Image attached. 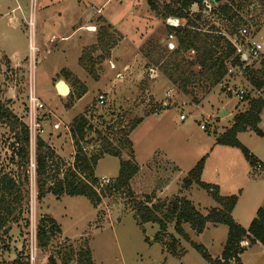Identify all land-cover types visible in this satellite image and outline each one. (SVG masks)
<instances>
[{"label": "rangeland", "instance_id": "374dc122", "mask_svg": "<svg viewBox=\"0 0 264 264\" xmlns=\"http://www.w3.org/2000/svg\"><path fill=\"white\" fill-rule=\"evenodd\" d=\"M148 1L0 0V104L24 126L30 93L45 107L38 111L42 126L32 132L31 160L26 167L13 151L18 146L15 133L21 138V126L13 132L11 117L0 119V173L19 180L21 192H27L24 203L0 228V264H47L51 255L57 264H77L79 253L86 249L94 264H209L192 243L202 244L214 257L219 255L227 237L226 225H209L201 235L186 225L189 239H184L168 223L160 241L154 238L156 223L139 224L135 217L137 202L150 206L172 200L201 159L200 182L219 197L236 196L231 216L241 226L248 227L263 204L264 112L257 125L262 136L250 130L237 136L262 163L260 171L248 163L239 147L221 145L215 139L230 124L233 111L247 107V101L235 96L238 89L264 99V6L250 0V11L248 5L239 9L254 25V37L262 44L260 57L239 65L240 73L224 75L206 93L200 88V78L206 77L198 73L199 68L187 71L193 52L170 54L172 48L167 43L176 45V39H169L163 13L169 0H151L157 11L151 10ZM212 9L209 3L202 12L198 5L191 7L193 17L201 16L198 30L231 36L234 26ZM31 17L33 26L28 24ZM30 40L34 50H30ZM254 78L262 82L257 87L261 95L249 85ZM187 79L192 84L185 93L180 82ZM58 80L71 87L68 95L56 92ZM100 93L106 98L102 106L96 104ZM223 102L230 115L216 117ZM159 108L161 112L155 113ZM182 113L184 120L180 119ZM79 117H84L91 129L76 140L71 126ZM55 123L59 128L52 127ZM201 124L210 129H201ZM38 138L60 160L59 166L53 163L49 171L58 179L70 174L75 154L99 157L93 167L97 179L93 185L100 203L94 206L83 196L58 198L47 191L38 198L34 162ZM126 160L138 165L139 173L128 188H116L119 162ZM101 177L110 178V183L101 185ZM52 185L48 183L44 190ZM186 197L203 214L217 205L211 193L196 183L188 188ZM43 217H52L61 232L40 248L36 227ZM173 238L178 242L176 255L171 252ZM243 262L264 264V248L249 247ZM229 264L236 263L231 260Z\"/></svg>", "mask_w": 264, "mask_h": 264}, {"label": "trees", "instance_id": "16d2710c", "mask_svg": "<svg viewBox=\"0 0 264 264\" xmlns=\"http://www.w3.org/2000/svg\"><path fill=\"white\" fill-rule=\"evenodd\" d=\"M204 0H169L163 7L165 16L178 18L184 21L182 26L173 27L167 26L168 32H173L176 45L170 50V54L179 55L182 51H192L194 58L188 62L187 71L191 72L194 66L199 68L201 76L200 88L204 92H209L215 85L220 83L226 74V60L234 54V48L226 38L218 34L212 36L209 31L201 32L198 30L197 22L201 16H192L190 9L192 5L196 4L200 8V12L206 11L203 6ZM259 4L264 6V0ZM213 11L221 18L222 21L231 24L236 10H241L251 3L250 0H211ZM148 4L153 11L158 10L155 2L149 0ZM199 12V13H200ZM218 33V32H217ZM222 41V43H221ZM222 55V58L220 55ZM238 64V60H234ZM169 63V62H168ZM173 66L179 67L178 64ZM182 91L187 93V87L192 84L190 80H183L180 82ZM253 86L260 88L262 82H258L256 78L252 80ZM243 101H247V107L239 112H236L231 120V123L225 130L218 134L216 143L232 147H239L248 163L256 165V158L243 146L237 138L239 132L246 130L253 131L259 136H262V131L258 128L260 121V114L264 112V99L262 97H250L248 94L244 96ZM10 128L14 132L16 127L21 126V138L19 134L15 133V140L17 148L13 149L20 159L24 161L25 167L30 163L31 146L29 131L27 126L18 121V118L9 110L4 109L0 104V119H10ZM141 121L137 120L132 125V130ZM88 122L84 117H79L74 125L71 126L72 135L76 140L84 138L86 132L91 129L87 126ZM111 153V151H110ZM117 152L111 155H117ZM99 157L97 155L87 158L80 152L75 154L73 160L72 171L69 175H65L62 179L57 178V174H49L50 167L55 163V167L59 166L60 160L53 151L41 139L36 140L35 145V184L38 188V198L44 196V191L50 192L55 197L60 198L63 195L69 196H83L96 206L100 203V196L95 190L94 185L97 179L94 176L93 167H95ZM54 165V164H53ZM203 169L202 159L188 172L187 176L182 180L184 189L189 188L193 183L200 185L211 193L215 201L220 207L211 208L206 215H202L192 204L182 196H175L166 204L161 205H147V202H137L135 205V217L139 224L156 223L158 226L155 239L160 237L167 230L168 223L171 224L176 234L184 239H188L187 235L182 229L184 223H188L191 229L200 234L205 228L206 224H224L227 226V237L224 243L221 255L217 259H212L206 252L205 248L196 243H192L194 249L206 260L209 264H229L232 260L239 264V255L245 251L241 246L242 241H246L247 245H260L264 248V201L261 207L256 211L255 217L251 220L247 228L238 224L231 216V211L236 204V196L219 197L217 192L208 184L200 182V174ZM138 171L137 165L130 161H120L118 173L114 182L116 188L129 187L130 179ZM84 175L83 178L80 175ZM26 180L27 177H26ZM52 182V187L44 190L45 186ZM27 197V192H21V184L19 180L13 178L8 173H0V228H2L13 214L18 205H22ZM147 201L148 197L146 198ZM165 208L162 215L159 212ZM61 229L57 222L52 217H43L36 227V240L40 248L45 247L49 240L56 233H60ZM171 252H175L177 240H171ZM176 255V254H174ZM85 260L86 264H94L91 258V252L86 249L79 253V260L77 264ZM17 264V263H14ZM47 264H57L54 255L48 257ZM72 264H76L72 261Z\"/></svg>", "mask_w": 264, "mask_h": 264}, {"label": "built area", "instance_id": "2783aa9c", "mask_svg": "<svg viewBox=\"0 0 264 264\" xmlns=\"http://www.w3.org/2000/svg\"><path fill=\"white\" fill-rule=\"evenodd\" d=\"M214 1V0H213ZM211 0H204L203 6H208V3H210ZM250 5L247 6V11H250ZM235 15L233 18V23L231 22V25L234 26L235 31H232L231 36H226L230 44L234 48V54L226 60V74L225 76L231 75L232 73H240L238 72L239 65H245L250 60H256L260 57L261 51H262V44L254 37V25L251 22L249 18H247L245 15L240 12V10L234 9ZM33 18L31 17L28 20V24L33 26ZM166 22L173 27H178L183 24L180 23V20L178 18H167ZM169 39L173 38V34L168 35ZM30 50H34L33 41L30 40ZM168 47H172L171 41L167 43ZM34 52V51H33ZM235 59L238 60V64L234 61ZM250 87L254 90V92L260 94V90H258L255 86L252 84H249ZM246 95V89L240 88L235 92V96L239 98L240 100L244 98ZM261 95V94H260ZM106 98L103 93H100L96 96V104L98 106H102L105 104ZM163 105H166V103H163ZM44 109L43 103L40 102L38 97H36V94L30 93V97L28 100V113H27V123L26 126L29 131V138H30V146L32 143V132L35 130V128L42 126L37 120V115L39 109ZM161 109H155V113H159ZM154 114V113H153ZM186 116L182 113L180 115V119L184 120ZM54 129L59 128V124L55 123L52 126ZM200 128L203 130L210 129V127L206 124H201ZM262 168V165L260 163H256L254 166V169L257 171H260ZM99 183L101 185H107L110 183V178L101 177L99 178ZM241 246H247L246 241L241 242Z\"/></svg>", "mask_w": 264, "mask_h": 264}, {"label": "crops", "instance_id": "0c3cea01", "mask_svg": "<svg viewBox=\"0 0 264 264\" xmlns=\"http://www.w3.org/2000/svg\"><path fill=\"white\" fill-rule=\"evenodd\" d=\"M194 5H196V4H194ZM193 6V5H192ZM190 12H191V9H190ZM166 19L167 18H174V17H171V16H168V17H165ZM167 25L168 26H170L168 23H167ZM169 34H173V37H174V33L173 32H169L168 33V35ZM172 43V42H171ZM174 47V45H173V43H172V47L171 48H173ZM59 81V80H58ZM64 81V80H63ZM65 82V81H64ZM68 85V84H67ZM69 86V85H68ZM69 89H70V91H71V87H69ZM227 108H226V103H222V104H220L218 107H217V110H216V112H217V114H216V117H218V114H219V112L221 111V110H225V112H226V114H227V116L228 115H230V112L228 111V110H226ZM235 114V112L233 111V114H232V117H233V115ZM231 117V118H232ZM260 117H261V115H260ZM224 119V118H223ZM223 119H221L220 121H222ZM261 120V119H260ZM219 121H217V123H218ZM231 123V122H230ZM230 125V124H229ZM228 125V126H229ZM227 126V127H228ZM239 134V133H238ZM238 134H237V136H238ZM252 154V153H251ZM253 155V154H252ZM254 156V155H253ZM255 157V156H254ZM258 163H260V162H258ZM261 165H262V163H260ZM137 167H138V171L136 172V174L130 179V181H129V185L131 186V182H132V179H134V177L139 173V170H140V168H139V166L137 165ZM119 169V168H118ZM193 184H195V183H193ZM192 184V185H193ZM181 185H182V182H181ZM191 185V186H192ZM190 186V187H191ZM190 187H189V189H190ZM163 190V189H162ZM161 189L160 190H158V195H162V191ZM187 191H188V188L185 190V189H180V187H179V189H178V194H176V195H174V196H182V197H185L186 199H187V197H186V193H187ZM180 193V194H179ZM187 200H189V199H187ZM190 201V200H189ZM217 205L216 206H214V207H220V205L218 204V203H216ZM195 208H196V206H194ZM214 207H212V208H214ZM202 215H206L207 213H208V211H207V213H205V214H203L198 208H196ZM234 209V208H233ZM233 209H232V211H233ZM232 211H231V213H232ZM239 224V223H238ZM186 225H188L189 227H190V225L188 224V223H184L183 225H182V229H183V231H184V233L187 235V237H188V239H189V234H188V232L186 231ZM209 225H219V224H206L205 225V228H204V230L209 226ZM243 227V226H242ZM244 228H247V227H244ZM61 229V228H60ZM190 229H191V227H190ZM204 230L202 231V233H200V234H198V235H201V234H203V232H204ZM191 231H193L192 229H191ZM194 232V231H193ZM195 233V232H194ZM202 245V244H201ZM203 246V245H202ZM224 246V245H223ZM248 246V245H247ZM251 246H260V245H249L246 249H245V251L242 253V254H240L239 255V259H240V261H239V264H245L244 262H243V255L247 252V249L249 248V247H251ZM204 247V246H203ZM205 248V247H204ZM223 249V248H222ZM205 250H206V252L208 253V251H207V249L205 248ZM221 252H222V250H221ZM221 252L219 253V255H216L215 257L214 256H212V255H210L209 253V256L212 258V259H217V258H219L220 257V255H221Z\"/></svg>", "mask_w": 264, "mask_h": 264}, {"label": "water", "instance_id": "95a60500", "mask_svg": "<svg viewBox=\"0 0 264 264\" xmlns=\"http://www.w3.org/2000/svg\"><path fill=\"white\" fill-rule=\"evenodd\" d=\"M215 1V0H214ZM55 89H56V92L59 94V95H68V93L70 92V89H69V86L67 85L66 82H64L63 80H59L56 82L55 84ZM225 110H221L218 114V117H221L223 114H225Z\"/></svg>", "mask_w": 264, "mask_h": 264}]
</instances>
